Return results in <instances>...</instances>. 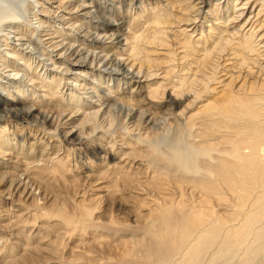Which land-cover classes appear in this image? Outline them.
Wrapping results in <instances>:
<instances>
[{"label":"bare ground","instance_id":"bare-ground-1","mask_svg":"<svg viewBox=\"0 0 264 264\" xmlns=\"http://www.w3.org/2000/svg\"><path fill=\"white\" fill-rule=\"evenodd\" d=\"M0 264H264V0H0Z\"/></svg>","mask_w":264,"mask_h":264}]
</instances>
